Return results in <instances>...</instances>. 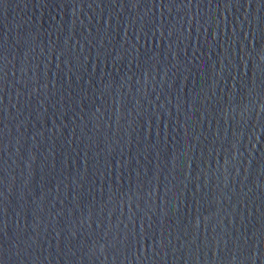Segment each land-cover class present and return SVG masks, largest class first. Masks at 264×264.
I'll return each instance as SVG.
<instances>
[{
    "label": "water",
    "instance_id": "obj_1",
    "mask_svg": "<svg viewBox=\"0 0 264 264\" xmlns=\"http://www.w3.org/2000/svg\"><path fill=\"white\" fill-rule=\"evenodd\" d=\"M0 264H264V0H0Z\"/></svg>",
    "mask_w": 264,
    "mask_h": 264
}]
</instances>
